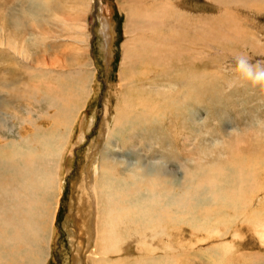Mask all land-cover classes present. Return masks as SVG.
Masks as SVG:
<instances>
[{
	"label": "rangeland",
	"instance_id": "obj_1",
	"mask_svg": "<svg viewBox=\"0 0 264 264\" xmlns=\"http://www.w3.org/2000/svg\"><path fill=\"white\" fill-rule=\"evenodd\" d=\"M85 2L87 5H83ZM263 2L245 1L242 4L247 11L238 9V12L225 4L220 8L218 3L210 0H185L186 12L191 10L193 17L200 20L198 23L205 24L212 18L215 38L212 41L199 40L197 34L200 25H197L191 35L195 41L194 56L189 57L183 65L178 62L182 54L179 59H175L176 66L184 67L181 77L186 81L181 88L173 86L174 91L168 94V88H171L169 81L176 77L173 71L167 70L166 74H161L163 68L160 71L153 69L142 75L140 65L137 66L139 62L136 64L135 59L124 53L126 44L130 46L138 38L137 35L126 34L127 25L131 24L128 8L133 10L137 6L133 5L132 0H0V140L3 141H0V181H4L5 146L12 144L17 147V142L22 141L20 138L23 136L33 141H41V138L49 143L55 141V144L62 146L63 152L61 157L49 156L54 160L51 159V165L59 164L57 169L55 165L52 167L57 187L58 182L61 184V196L55 218H51L42 264H73L76 254L74 243L83 244L85 239L82 232L76 231L79 224L75 218V204L83 198V194L79 193L83 168L99 160L104 148L103 139L110 130L103 126L104 108H109L110 121H113L125 92L139 87L140 91L151 97L136 95L135 98L147 103L146 107L150 111L158 109L148 114L149 117H156L134 129L126 128L119 140L115 137V148L121 147L120 150L117 148L118 155L121 159L127 156L125 159L130 160L128 162L136 169L142 164L161 163L168 179L177 177L184 184L196 180V203L201 207L199 215L195 213L196 210L190 216L182 215L178 224L180 231H174L177 235L168 234L162 245H157L159 251L154 255L162 259L163 264H215L217 260L219 262L216 264H224L227 250L224 246L232 241L230 233L209 238L214 235L213 225L220 226L216 218L219 213L214 216L213 213L209 215L201 212L218 202L223 204L227 192L233 194L232 206H229L231 213L243 222L244 241L250 243L254 239L253 235L256 238V233L251 231L253 223L258 221V214L253 213L249 201L254 199L264 211V126L260 129L256 127L257 120H264V90L247 84L235 83L231 88L229 85L233 83L231 69L237 54H247L253 62L264 61ZM106 6L113 11L114 41L109 67L102 49L106 43L102 39L104 33H100L103 15L108 17L109 22L111 19ZM102 7L106 10L102 11ZM94 8L95 38L91 40ZM230 20H234V26L230 25ZM186 30L191 29L183 31ZM143 47L148 48V44ZM173 56L169 52L162 55L161 61H165L163 57L173 59ZM190 68L193 69L192 74L196 73L195 78L191 77ZM80 70L84 81L78 86L74 82L82 80V76L76 74ZM80 88L83 89L82 93ZM175 97L177 108L171 103ZM66 111H69L68 114ZM258 170L259 176L256 174ZM136 172L140 173L139 170ZM137 174L135 183L138 182V188L141 181ZM150 178L157 177L151 175ZM257 181L263 189L253 195L246 186L254 189ZM171 195L177 197V191ZM220 221L223 222V219ZM132 222L131 227L135 228L136 222ZM205 226L206 231L200 229ZM76 233L81 234L82 239L76 238ZM131 237L130 243L136 255L134 260L130 257L128 262H123L126 264L135 263L142 259L141 256L145 257L144 243L153 242H148L141 233L136 238L131 232ZM124 245L123 238L118 247L122 249ZM94 246L95 243L91 244V248H84L81 255L85 256L84 264H89L88 252L90 249L93 251ZM252 252L259 253V250L256 247L246 248L234 254ZM259 259L260 264H264L262 253H259Z\"/></svg>",
	"mask_w": 264,
	"mask_h": 264
},
{
	"label": "bare ground",
	"instance_id": "obj_2",
	"mask_svg": "<svg viewBox=\"0 0 264 264\" xmlns=\"http://www.w3.org/2000/svg\"><path fill=\"white\" fill-rule=\"evenodd\" d=\"M210 1L218 3L220 8L223 7V4H225V6H232L238 11V9H246L245 5L243 6V4H245V1L248 0ZM132 3L133 5L137 6L136 9L133 10L132 8H128L130 10L129 22H131V24L127 25L126 34H128L129 36L137 35L138 38L134 39L135 42L130 44V46H127L126 44V46L124 47V53L130 58L135 59L136 64L137 62H139L137 66L140 65L142 75L153 69H158L160 71L161 68H163L165 72L162 69L161 74H166L167 70L173 71L176 74L177 78L175 77V79L169 81L171 88H168V94H170L173 90V86H180L179 88H181V86H183L184 84V81H186V79L181 77L184 67L176 66L175 59H179V55L182 54V58H180L178 62L183 65L188 61L189 57L194 56L195 48L193 46L195 44V41L191 37V35L194 34L198 24L200 25L197 34V38L199 40L212 41L215 38L213 37L215 34L212 33V18H209V21L205 24L198 23L200 20H197L193 17L194 15L191 14V10H189L188 13L186 12L188 9H186L185 0H149L148 2L147 0H132ZM240 3L243 4L239 5ZM85 4L86 2L83 3V5ZM168 5L170 6V8L168 7ZM103 8L104 7L101 8L102 11H105L106 9ZM106 8L108 9L107 11L109 12V17L111 18V24L107 19L108 17L103 15V26L100 30V33H104L102 39L106 43L104 44V46H102V49H104L107 61L106 64L109 67L110 62L112 61V44L114 41L112 23L113 11L109 6H106ZM183 8H185V10H183ZM237 11L234 12L236 13ZM226 17L229 18L228 16ZM152 20L154 22H151ZM233 21L230 22V25L232 24L234 26L235 24L232 23ZM188 28H190L191 30L183 31L184 29ZM242 31H244L243 28ZM234 33L232 32V34ZM244 33L246 34V31H244ZM144 36H147L145 40ZM147 41L150 42L147 43ZM147 44L148 48L145 49L143 46ZM169 52L174 54V56L172 57L173 59H171L170 57H163L166 59L165 61L163 59V61H161L162 55H166ZM183 57H185L184 60ZM190 69L191 77L195 78L196 73L192 74L193 69ZM76 74L82 76V80L74 82L79 86L84 81L83 72L80 70V72H77ZM135 75H138L136 71ZM72 80L74 79L72 78ZM152 84L151 86H153ZM73 86L75 85L73 84ZM164 86L166 87V85ZM80 89L82 93L83 89ZM70 90L69 92H71ZM140 90L141 87L127 90L125 92L122 101H120V106L116 108V115L114 116L113 121H110L109 108H104L105 116L102 120L103 126L108 127L110 130L109 134L106 135L107 137L105 136V138L103 139V141L105 140L104 148L103 150H101V153L99 152L101 155H99L100 157L98 156V164L97 162L96 164L94 163L96 161L95 160L92 161L88 166L85 165L83 168L84 174L82 175V182L80 185L81 190H79V193L81 192L83 194V198L78 199L75 204V207L77 209L75 212V218L79 224L76 228V231L78 233L82 232L85 239L83 244H76V242L74 243L76 254L73 257V264H84L85 256H81L83 254L82 252L84 251L85 247L89 248L91 244L94 243L95 246L93 248V251H90L91 249L89 250V252L87 251L89 255V264H126L123 262H128L130 257H132V259L134 260V255L136 254L134 252V247L130 243V240L132 238L131 232L132 235L136 238L138 234L141 233L148 239V242H150L151 240L153 242H151V244L144 243V251L146 255L145 257L141 256L140 254L142 259L140 258L137 261H134L135 263H130L163 264V261L161 262L162 259H158L156 257L159 251L156 248L157 245H162L164 238L168 234L177 235L175 233L177 231H180L178 224L182 215L185 216V214H189L190 216V214H192L195 210V213L199 215L201 207L196 203V180L190 181L189 184H187V182H185L184 184L181 183L179 178L177 177L168 179L166 176V172L163 170L162 164L156 162V164L150 163V165L142 164L140 167L138 166V169H136L131 166L130 162H128L130 160L125 159L127 157L126 155L124 159H121V157L118 155L121 147H117L119 149L117 150V148H115V145L117 143V140L120 139L123 130L125 131L128 127L134 129L135 126L144 125L148 120H152V117H156H149L148 114H151L152 112L154 113L158 109H153L152 111H150V109L148 110V108L146 107L147 103L135 98L136 95H145L146 97H151L150 94L142 92ZM67 96L72 97L71 95ZM169 97L170 99L172 98L171 95H169L168 98ZM175 99L176 97L171 103L174 105L173 107L177 108L178 103ZM68 100L71 101V99ZM106 106L108 105L106 104ZM175 108L174 110H176ZM68 112L69 111H66L67 114ZM112 124H114V128L111 129ZM38 134H40V136L42 135L41 133ZM1 137L2 136H0V138ZM115 137L117 138V140ZM25 138L26 136L20 138L22 141H24L17 142V147L12 146V144L8 147L7 144L4 148L3 161H5L6 167L4 169V174L2 177L4 181H0V264L43 263L44 257L46 255L45 247L49 240L48 235L51 218L56 214L59 204L58 201L61 196V184L58 182L57 187V179L56 176L54 177V166L52 167V165L55 164H50L53 158H49V156H60V154L63 153L62 146H60V144L58 143V145L55 144V141H53V143H49L47 140H43L42 138L41 141L40 139H35V141H33V139L28 140L27 138V140H25ZM50 147H52V150L50 149ZM7 148H11L15 152L13 150L8 151ZM59 151H61V153ZM56 152H58L59 154ZM125 154H127V152ZM58 165H55L56 169ZM136 170H139L140 173L137 174ZM214 170L216 171V169ZM136 174L139 177V181H141L140 187L138 188L136 187L138 182L135 183V181H137L138 179L135 177ZM256 174L259 176L260 171L258 170ZM151 175H156L157 178H150ZM59 181H61V178L59 179ZM258 183L259 182L257 181L254 189L250 186H246V189L250 190L253 195L258 194L260 190L263 189L259 186ZM198 188L200 189V187ZM173 191H177V197L171 195ZM226 194L223 199V204H220L219 202L217 204L214 203L216 204L215 206L212 205V207H207L201 212L202 214L209 215H212V213L213 215L219 213L218 216L216 215V218L220 223V226L213 225L214 230L212 234L214 235H210L208 237L211 238L215 237L216 235L220 236L226 233H230L232 241L231 244L228 243L224 246V248L227 249L225 250L226 257L224 264H260L259 253H262L264 255L263 208L256 204L254 199L249 201L253 213L258 214V221L253 223V228L251 231V233L255 232V236H257L255 238L253 233V241L247 243L246 241H244L245 239L242 235L243 222L239 218L234 217L229 208V206H232L231 199L233 197V194L229 192H227ZM220 196L223 197V195ZM220 198L218 197V199ZM244 198L245 196L243 195L242 199ZM224 206L225 208L223 210ZM222 210L223 214L221 213ZM53 219L52 223L54 222ZM220 219H223V222H221ZM132 221L136 222V224H134L135 228L131 227L133 226ZM93 223H95V226ZM222 224L225 225L221 226ZM203 228L204 227L200 229L206 231V226L204 229ZM175 230L176 232L174 233ZM75 237H80V239H82L81 234L76 233ZM123 238L125 239V245L121 249L118 247V244ZM254 247L258 248L259 253L252 252L251 254L245 255H237V253L234 254L235 252H240V250L246 248L250 249ZM231 249H234L233 252L231 251ZM123 252L126 258H124L125 260L122 259ZM132 252L134 253L132 254ZM155 253L156 255H154ZM212 260L214 261L213 258ZM217 262H219V260H217L215 264Z\"/></svg>",
	"mask_w": 264,
	"mask_h": 264
},
{
	"label": "clouds",
	"instance_id": "obj_3",
	"mask_svg": "<svg viewBox=\"0 0 264 264\" xmlns=\"http://www.w3.org/2000/svg\"><path fill=\"white\" fill-rule=\"evenodd\" d=\"M231 72L233 83L229 85V88L235 83H240L264 90V61L253 62L247 54L240 53L234 57V66ZM262 126H264V120H257L256 127L260 129Z\"/></svg>",
	"mask_w": 264,
	"mask_h": 264
},
{
	"label": "water",
	"instance_id": "obj_4",
	"mask_svg": "<svg viewBox=\"0 0 264 264\" xmlns=\"http://www.w3.org/2000/svg\"><path fill=\"white\" fill-rule=\"evenodd\" d=\"M95 14H96V9L94 8L93 11H92L93 22H92V26H91V31H93V32H91V40H94V38H95V32H94V29H93V25L96 22Z\"/></svg>",
	"mask_w": 264,
	"mask_h": 264
}]
</instances>
